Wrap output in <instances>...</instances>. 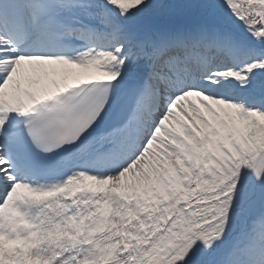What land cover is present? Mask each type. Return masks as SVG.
<instances>
[{
    "label": "snow or ice",
    "instance_id": "obj_1",
    "mask_svg": "<svg viewBox=\"0 0 264 264\" xmlns=\"http://www.w3.org/2000/svg\"><path fill=\"white\" fill-rule=\"evenodd\" d=\"M0 264H264V0H0Z\"/></svg>",
    "mask_w": 264,
    "mask_h": 264
}]
</instances>
